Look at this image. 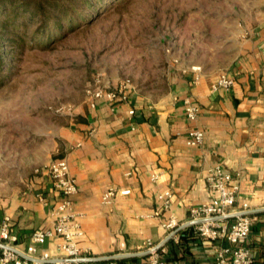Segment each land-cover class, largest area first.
Listing matches in <instances>:
<instances>
[{"label":"crops","instance_id":"1","mask_svg":"<svg viewBox=\"0 0 264 264\" xmlns=\"http://www.w3.org/2000/svg\"><path fill=\"white\" fill-rule=\"evenodd\" d=\"M243 41L227 71L236 76L230 89H212L222 69L203 68L197 82L193 72L182 70L173 75L170 91L161 102L146 101L133 87L129 100L110 104L99 98L96 107L87 103L74 111L71 123L60 130L49 161H68L78 182L72 198L84 232L80 245L87 246L91 256L102 257L78 264H146L148 253L104 256L145 250L147 239L161 242L171 232L162 225L171 213L186 222L189 208L213 195L205 174L218 162L237 173L238 206L246 200L249 209L264 207V22L247 30ZM186 95L200 106L194 121L183 108ZM194 127L205 130L204 141L197 146L186 143L187 132ZM153 171L160 172L156 180L151 178ZM34 173L26 190L0 196V216L11 215L21 246L29 243L34 229L53 224L51 206L60 198L50 175ZM109 186L127 187L130 192L118 193L112 203H104L101 194ZM168 188L174 196L166 210L157 194ZM250 214L253 227L241 243L250 248L254 264H264V209ZM55 241L48 239L39 247L61 259ZM220 245L229 244L226 239L202 237L189 224L163 246L167 264H212ZM57 260L42 264H57Z\"/></svg>","mask_w":264,"mask_h":264},{"label":"rangeland","instance_id":"2","mask_svg":"<svg viewBox=\"0 0 264 264\" xmlns=\"http://www.w3.org/2000/svg\"><path fill=\"white\" fill-rule=\"evenodd\" d=\"M98 3L62 36L48 40L28 33L23 51L6 58L0 84V196L31 185L35 168L55 152L60 130L78 107L87 106L85 90L95 76L113 86L130 79L136 94L158 103L167 97L173 75L191 64L227 72L247 30L264 22V0Z\"/></svg>","mask_w":264,"mask_h":264},{"label":"built area","instance_id":"3","mask_svg":"<svg viewBox=\"0 0 264 264\" xmlns=\"http://www.w3.org/2000/svg\"><path fill=\"white\" fill-rule=\"evenodd\" d=\"M201 64H191L183 68L184 72H193L197 82L201 78ZM236 83V76L227 72H220L212 84V89H230ZM130 79H123L114 86L106 82L100 75L93 78L85 90L87 103L96 107L99 98H103L110 104L117 101H126L130 98ZM182 104L187 118L194 121L200 113V106L190 95L182 98ZM133 108L129 110L132 113ZM205 138V130L202 127L191 128L187 132L186 143L200 145ZM36 172H45L50 175L54 182V189L60 198L52 206L50 213L55 217L51 226L38 227L32 231L30 241L21 246L19 234L15 232L10 214L0 216V264H42L43 259L52 258L46 249H40L39 245L46 240L55 238V248L63 258L57 260V264H78L80 257L91 256L90 249L81 246L79 239L84 232L79 220L80 213L74 206L72 196L78 191V182L71 173L68 161L59 158L50 160L45 165L39 166ZM160 172L153 171L151 178H159ZM206 186L212 196L189 208L190 216L187 220H196L192 223L195 232L212 240L226 239L229 245H220L213 259V264H254L251 250L241 243L248 237L252 230L253 217L249 213L241 211L250 208L249 202L244 200L237 205L240 189V181L237 173L226 169L222 163L210 165L206 170ZM130 189L125 187H107L101 194L104 203H112L118 193L128 194ZM161 206L168 210L171 206L173 191L168 188L157 194ZM39 199L48 204L43 195ZM182 224L174 213L163 222L167 232L174 230ZM151 239L146 241V249L149 250L146 264H165L161 253L166 250L165 246L158 247ZM113 264V263H112Z\"/></svg>","mask_w":264,"mask_h":264},{"label":"trees","instance_id":"4","mask_svg":"<svg viewBox=\"0 0 264 264\" xmlns=\"http://www.w3.org/2000/svg\"><path fill=\"white\" fill-rule=\"evenodd\" d=\"M99 1L0 0V84L3 82V72L6 69V58L8 55L20 54L23 51L28 33L33 38L47 36L48 40L57 35L62 36L77 26L81 20H85L90 12V14L95 12ZM5 44L14 47L8 50ZM161 255L167 264L165 251Z\"/></svg>","mask_w":264,"mask_h":264},{"label":"water","instance_id":"5","mask_svg":"<svg viewBox=\"0 0 264 264\" xmlns=\"http://www.w3.org/2000/svg\"><path fill=\"white\" fill-rule=\"evenodd\" d=\"M263 210L264 207H259V208H253V209H248V210H244L241 211V213H252L255 210ZM196 222V220H186V222H183L182 224L178 225L177 227L174 228V230H172L169 235L162 240L161 242H159L156 246L161 247L162 245H164V243L170 238L172 237L174 234H176L181 228L186 227V225L192 224ZM144 253H149L148 249L145 250H137L136 252H132V251H128V252H119L116 254H112V255H105L104 257H108V258H119L121 256H132V255H136V254H144ZM102 257L99 256H85V257H80L79 260L80 261H86V260H96ZM52 259H59V258H52ZM52 259H43V261H47V260H52Z\"/></svg>","mask_w":264,"mask_h":264}]
</instances>
